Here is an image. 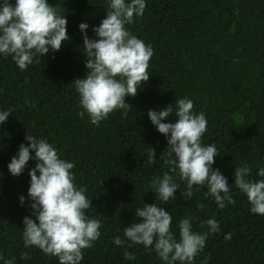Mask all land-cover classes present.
I'll return each instance as SVG.
<instances>
[{
    "label": "trees",
    "instance_id": "trees-1",
    "mask_svg": "<svg viewBox=\"0 0 264 264\" xmlns=\"http://www.w3.org/2000/svg\"><path fill=\"white\" fill-rule=\"evenodd\" d=\"M48 3L65 15L69 41L59 51L35 57L24 71L11 55L0 54V111L12 110L0 124V254L4 259L15 258L14 264H59L58 257L24 246V217L35 220L28 197L35 153H30L33 159L17 177L8 165L21 144L28 146L25 137L30 134L47 140L61 159L74 163L73 182L86 188L91 200L86 215L101 221V235L93 247L83 250L81 264H165L154 248L129 247L131 242L124 237V228L142 222L135 212L144 204H156L171 214V231L177 240L179 222L186 217L191 218L193 231L201 234L209 232L207 220L219 223V232L209 234L194 264H264V215L250 211L234 176L236 167L247 166L251 169L247 179H264L258 175L264 168V0H145L143 15L134 17L126 28L153 49L149 80L136 97H125L132 108L126 116L124 109L115 110L98 126L86 112L83 118L79 115L84 110L72 82L87 75L79 25L87 23V36L96 39L93 28L106 18L110 0ZM185 97L193 101L195 114H205L202 142L216 145L219 155L212 167L227 178L235 200L223 209L208 194L207 185H194L192 197L185 199L181 193L186 183L176 173H170L180 185L175 199L160 200L151 186L154 177L169 172V165L161 158L167 140L150 121L148 111L171 105L173 112L163 122L174 123L175 102ZM147 147L155 149V163L147 162ZM228 234L231 239H225ZM116 236L125 240L124 246L113 243ZM125 251L136 258L126 260ZM23 252L29 253L28 259H21Z\"/></svg>",
    "mask_w": 264,
    "mask_h": 264
},
{
    "label": "clouds",
    "instance_id": "clouds-1",
    "mask_svg": "<svg viewBox=\"0 0 264 264\" xmlns=\"http://www.w3.org/2000/svg\"><path fill=\"white\" fill-rule=\"evenodd\" d=\"M145 8V0L127 3L126 0H110L106 18L93 28L96 39L87 36V23L79 25L83 34V54L87 57V75L72 84L84 110L79 115L83 118L86 112L93 125L98 126L115 110L124 109L126 116L127 110L132 108L125 103V97H136L143 82L149 80L147 70L153 49L126 28L133 23L134 17L143 15ZM69 39L65 15L48 0H15L14 5L10 0L0 3V54L11 55L21 71L33 64L35 57L59 51L62 43ZM35 62L40 63V60ZM175 104L174 123L163 122L173 112L171 105L163 110L148 111L150 121L165 136L168 144L161 158H166L169 172L162 178L154 177L151 182L156 195L164 202L176 198L174 194L180 185L170 174L176 173L178 179L186 183V191L181 193L185 199L192 197L194 185H207L208 194L219 208H225L226 203L234 204L227 178L219 169L212 167L214 158L219 155L216 145L202 142L207 130L205 114H195L193 101L187 97L176 100ZM11 112V109L0 111V124L6 122ZM25 139L28 146L21 144L8 165L12 176L17 177L33 159L30 153H35L37 163L29 171L28 189L35 220L31 216L24 217V246H35L46 255L58 257L59 264H81L83 250L93 247L102 227L99 219L86 215L91 208V200L85 195L87 189L74 184L75 177L71 171L74 163L61 159L52 144L30 134ZM146 150L147 162L155 163V149L147 147ZM250 174L249 167H236L235 186L247 196L250 211L264 215V179L253 182L247 179ZM258 175L264 177V168ZM20 202L24 204L23 196ZM197 207L203 209L204 205L198 204ZM135 215L142 218V222L124 228V237L131 242L128 246L135 244L146 249L154 248L165 264H194V258L204 249L209 234L220 230L219 223L213 218L204 222L209 232H194L191 218L186 217L179 222L177 240L171 231L172 216L163 207L144 204L136 209ZM225 239H231V234ZM113 243L122 247L125 240L116 236ZM28 258L29 253H21V259ZM124 258L134 260L136 257L125 251ZM14 259H4L0 254L4 264H14Z\"/></svg>",
    "mask_w": 264,
    "mask_h": 264
}]
</instances>
